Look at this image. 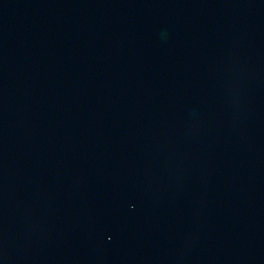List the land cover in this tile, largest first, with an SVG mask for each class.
<instances>
[{
    "label": "water",
    "instance_id": "water-1",
    "mask_svg": "<svg viewBox=\"0 0 264 264\" xmlns=\"http://www.w3.org/2000/svg\"><path fill=\"white\" fill-rule=\"evenodd\" d=\"M0 264H264V0H0Z\"/></svg>",
    "mask_w": 264,
    "mask_h": 264
}]
</instances>
